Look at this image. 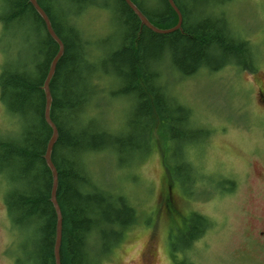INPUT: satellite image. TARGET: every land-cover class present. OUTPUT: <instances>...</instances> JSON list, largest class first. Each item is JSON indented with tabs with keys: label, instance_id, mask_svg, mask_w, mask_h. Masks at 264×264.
Instances as JSON below:
<instances>
[{
	"label": "trees",
	"instance_id": "trees-1",
	"mask_svg": "<svg viewBox=\"0 0 264 264\" xmlns=\"http://www.w3.org/2000/svg\"><path fill=\"white\" fill-rule=\"evenodd\" d=\"M220 1L173 0L182 15L181 27L160 35L142 26L124 0H36L63 44L49 83L50 119L58 131L51 160L62 217L60 264H100V257L120 244L137 223L136 209L127 197L91 170L93 155L111 153L119 158L126 154L127 159L120 162L131 168L142 158L134 155L141 146L147 153L152 151V142L161 137V131L171 133L172 125L184 127L181 138L198 134L188 110L172 101L161 84L162 67H174L183 76L226 65L255 69L252 48L219 13L225 3ZM131 2L159 29L177 23L167 0H159L153 10L145 8L142 0ZM89 10L114 12L122 26L116 46L106 37L98 40L96 57L94 41L83 27ZM0 39L5 57L0 104L13 121L10 134L0 135L3 205L12 242L8 256L12 264H54L56 216L51 173L44 161L51 131L44 120L42 86L57 45L28 0H0ZM220 56L225 59L216 63ZM102 76L110 80V98L122 96L127 106H134L121 131L105 119L99 121L100 112L94 111L96 100L101 99L98 81ZM180 154V165L188 174L182 187L190 189L199 180L198 169L186 149Z\"/></svg>",
	"mask_w": 264,
	"mask_h": 264
},
{
	"label": "rangeland",
	"instance_id": "rangeland-1",
	"mask_svg": "<svg viewBox=\"0 0 264 264\" xmlns=\"http://www.w3.org/2000/svg\"><path fill=\"white\" fill-rule=\"evenodd\" d=\"M142 1L149 10L159 4V0ZM218 9L232 32L252 48L256 59L251 66L255 69L250 72L226 65L215 71L200 68L192 75L183 76L174 67H162L161 84H165L172 101L188 110L191 125L198 134L192 139L181 138L184 127L172 125L171 133L165 130L167 135H164L161 131V137L152 142L155 144L152 151L147 153L144 145L141 146L134 155L142 158L131 168L122 166L126 154L119 158L111 153L92 156L93 173L108 186L118 188L137 213V223L126 232L120 244L100 257V264H171V256L174 264H188L178 248L171 249L169 241L167 244L170 220L163 206L169 196L176 208L204 212L220 230H226L212 240L211 253L202 256L200 248L192 251L188 258L194 264L220 263V258L212 261L216 253L233 250L240 244L244 229L257 228L248 217L239 214L241 209L254 207L251 195L264 191V104L259 99V91L264 89V0H225ZM117 17L114 12L97 10H89L83 16V27L94 41V57L98 56L101 37H106L114 46L119 42L122 26ZM4 39L7 42V38ZM2 50L0 39V74L5 60ZM219 58L216 63L225 59ZM228 58L235 61L233 56ZM98 84L101 99L96 100L94 107V111L100 112L97 118L105 119L121 131L134 106H127L122 96L110 98L108 90L112 88L108 77H100ZM8 116L0 104V135L10 134L13 121ZM138 118L142 122L143 116ZM203 135L204 141L201 140ZM183 148L198 169L199 180L190 189L182 187L188 175L179 162ZM230 174L241 183L237 196L228 199L218 194L215 183L220 175L230 178ZM2 182L0 176V264H12L8 256L12 242L3 205ZM184 237L175 232L174 243L182 245Z\"/></svg>",
	"mask_w": 264,
	"mask_h": 264
},
{
	"label": "flooded vegetation",
	"instance_id": "flooded-vegetation-1",
	"mask_svg": "<svg viewBox=\"0 0 264 264\" xmlns=\"http://www.w3.org/2000/svg\"><path fill=\"white\" fill-rule=\"evenodd\" d=\"M259 99L264 104V89L259 91ZM247 163L249 164V161ZM262 163L264 165V159ZM240 183V180L231 174L230 178L220 175L215 183V187L218 194L231 199L237 196L236 194ZM206 186L207 183L204 182L205 192ZM250 198L254 207L251 209H241L239 215L248 217L249 220L257 225V228L255 230L244 229L241 232L240 244L231 251H224L222 254L216 253L212 261L220 258L221 262L214 264H264V191H259L251 195ZM167 199L169 204H164L163 206V209L168 214V220H170L167 244L169 241V247H171V249L178 248L182 258H185V262L194 264V262L189 259V255L193 253L192 251L200 248L199 250H201L200 254L202 256L207 255L208 252L211 253L212 240L223 234L226 230L222 228L220 230L204 212H197L188 208L178 209L174 206L170 196ZM206 201L207 199L205 202ZM175 232L185 236L182 245H176V243H174L173 234ZM210 237L212 239L209 241ZM168 254H170L169 250ZM171 258V264H174V258L172 256Z\"/></svg>",
	"mask_w": 264,
	"mask_h": 264
},
{
	"label": "water",
	"instance_id": "water-1",
	"mask_svg": "<svg viewBox=\"0 0 264 264\" xmlns=\"http://www.w3.org/2000/svg\"><path fill=\"white\" fill-rule=\"evenodd\" d=\"M33 9L36 11V13L40 16L41 20L43 21L45 31L47 35L56 43L57 45V51L52 58L47 74L45 76V79L43 81V93H44V98H45V103H44V120L48 127L50 128V138L47 142L45 152H44V161L46 163V166L48 167L50 173H51V178H52V187H51V203L54 208L55 216H56V224H55V237H54V246H53V257H54V264H60V256H59V248H60V243H61V229H62V217H61V212L59 209V206L56 201V188H57V172L55 170V167L52 163L51 160V153L54 147V144L57 140L58 137V131L54 123L50 119V106H51V96H50V91H49V83L52 79V76L55 71L56 63L60 59L62 53H63V44L60 41V39L55 35L50 21L46 14L43 12V10L39 7L37 4L36 0H28ZM125 4L127 7L132 11V13L137 17L139 20L140 24L150 31H152L155 34H160V35H166L169 33H172L174 31H177L181 27L182 23V15L178 8L175 6L173 3V0H167L170 8L173 10L177 17V23L175 26L169 29H159L152 25L147 18L140 12V10L131 2V0H124Z\"/></svg>",
	"mask_w": 264,
	"mask_h": 264
}]
</instances>
